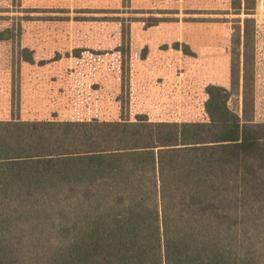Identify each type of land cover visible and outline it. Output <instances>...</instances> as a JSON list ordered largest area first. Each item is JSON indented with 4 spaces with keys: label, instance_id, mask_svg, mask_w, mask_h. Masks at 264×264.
<instances>
[{
    "label": "trees",
    "instance_id": "obj_1",
    "mask_svg": "<svg viewBox=\"0 0 264 264\" xmlns=\"http://www.w3.org/2000/svg\"><path fill=\"white\" fill-rule=\"evenodd\" d=\"M251 21L232 48L241 114L209 83L202 120L0 119V264H264Z\"/></svg>",
    "mask_w": 264,
    "mask_h": 264
},
{
    "label": "rangeland",
    "instance_id": "obj_2",
    "mask_svg": "<svg viewBox=\"0 0 264 264\" xmlns=\"http://www.w3.org/2000/svg\"><path fill=\"white\" fill-rule=\"evenodd\" d=\"M245 17L264 121V0H0V119L202 120L209 83L241 114L232 48Z\"/></svg>",
    "mask_w": 264,
    "mask_h": 264
}]
</instances>
